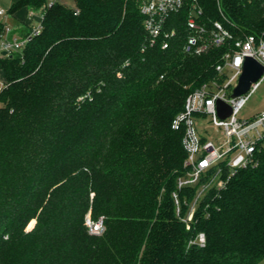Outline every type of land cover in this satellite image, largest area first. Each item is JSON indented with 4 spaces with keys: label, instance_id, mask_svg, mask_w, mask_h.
Segmentation results:
<instances>
[{
    "label": "trees",
    "instance_id": "1",
    "mask_svg": "<svg viewBox=\"0 0 264 264\" xmlns=\"http://www.w3.org/2000/svg\"><path fill=\"white\" fill-rule=\"evenodd\" d=\"M75 1L9 9L40 10L42 27L0 56V264H264V147L207 192L190 229L196 187L178 186L187 153L173 119L191 92L225 80L216 65L229 44L184 51L191 3L162 49L142 0ZM197 1L234 40L264 37V0Z\"/></svg>",
    "mask_w": 264,
    "mask_h": 264
},
{
    "label": "built area",
    "instance_id": "2",
    "mask_svg": "<svg viewBox=\"0 0 264 264\" xmlns=\"http://www.w3.org/2000/svg\"><path fill=\"white\" fill-rule=\"evenodd\" d=\"M188 3H191L190 15L186 26L188 34L183 49L191 55H202L213 48L229 44L222 56V61L216 65L219 73L225 74V80H218L204 84L191 92L186 98L184 109L179 112L172 122V127L183 131L182 143L187 157L186 174L178 180L179 188L196 187L195 196L184 217L187 228H191L197 204L211 189L225 187L229 178L240 168L254 162V155L264 147V110L250 118L238 116L250 95L257 89L262 76L251 84L249 90L233 97V90L238 84L242 73L244 60L252 56L264 65V37L253 34L245 38L234 40L232 32L223 22L216 20L209 26L202 20V7L197 0H142L140 7L144 15V27L149 38L154 43H160L162 49L170 47L176 35L175 28H169L168 22L172 14L178 13ZM0 14L7 11L0 8ZM32 15V13H31ZM40 20L34 24L27 35H21L14 28L4 23L0 33V56L22 49L30 36L40 31ZM221 98L232 107V113L225 119L221 118L217 110V100ZM210 115V121L222 129L225 139L211 138L206 132L200 131L199 121H204ZM177 212L181 213V203L178 192L173 193ZM86 223L90 232L101 234L105 230L104 218L92 220L88 214ZM205 232H199L192 242L203 246L206 244Z\"/></svg>",
    "mask_w": 264,
    "mask_h": 264
},
{
    "label": "rangeland",
    "instance_id": "3",
    "mask_svg": "<svg viewBox=\"0 0 264 264\" xmlns=\"http://www.w3.org/2000/svg\"><path fill=\"white\" fill-rule=\"evenodd\" d=\"M49 3L51 2H59V3H65L69 6H74L76 1L75 0H47ZM4 6H6L4 4ZM10 9V8H9ZM8 9L7 13L10 12ZM40 16V15H39ZM40 20V17L34 16L33 22L36 24ZM264 110V76L260 81L259 86L257 89L250 95L248 100L246 101L245 105L241 108L238 116L240 118H250L252 116H255L259 112ZM211 116L207 115V118L204 121H199L198 119V125L200 128V131L206 132L207 135H209L211 138H219L220 140L225 139V135L218 126L214 125L212 121H210ZM199 204V203H198ZM197 204V205H198ZM189 210V208H188ZM188 213V212H187Z\"/></svg>",
    "mask_w": 264,
    "mask_h": 264
},
{
    "label": "water",
    "instance_id": "4",
    "mask_svg": "<svg viewBox=\"0 0 264 264\" xmlns=\"http://www.w3.org/2000/svg\"><path fill=\"white\" fill-rule=\"evenodd\" d=\"M3 54H7V51H3ZM264 73V65L261 64L252 56H247L244 60L242 67V73L239 77L238 84L233 90V97L239 96L247 92L252 83L256 82ZM217 110L221 118L225 119L232 113V107L219 98L217 100Z\"/></svg>",
    "mask_w": 264,
    "mask_h": 264
},
{
    "label": "crops",
    "instance_id": "5",
    "mask_svg": "<svg viewBox=\"0 0 264 264\" xmlns=\"http://www.w3.org/2000/svg\"><path fill=\"white\" fill-rule=\"evenodd\" d=\"M16 0H0V8L8 9ZM4 4L6 6H4ZM32 13V15H31ZM40 10L32 8L30 6H24L16 12H8L5 15L0 14V23H7L11 25L16 32L22 34L25 27L34 25V16L40 17Z\"/></svg>",
    "mask_w": 264,
    "mask_h": 264
}]
</instances>
